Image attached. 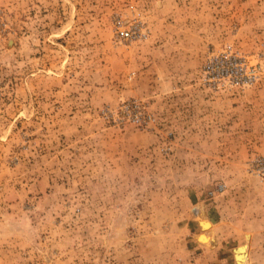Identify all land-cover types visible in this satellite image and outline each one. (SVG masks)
<instances>
[{
  "label": "rangeland",
  "instance_id": "obj_1",
  "mask_svg": "<svg viewBox=\"0 0 264 264\" xmlns=\"http://www.w3.org/2000/svg\"><path fill=\"white\" fill-rule=\"evenodd\" d=\"M227 46L253 80L215 90ZM240 251L264 264V0H0V264Z\"/></svg>",
  "mask_w": 264,
  "mask_h": 264
},
{
  "label": "built area",
  "instance_id": "obj_2",
  "mask_svg": "<svg viewBox=\"0 0 264 264\" xmlns=\"http://www.w3.org/2000/svg\"><path fill=\"white\" fill-rule=\"evenodd\" d=\"M116 35L124 41H136L144 39L147 36L146 28L140 19L132 18L126 24L119 21L116 26ZM235 59L231 54L230 48L227 46L221 51L212 53L204 63V72L207 75L206 85L212 89L230 88L232 86H247L253 80V75H242L237 79V74H240V66L229 67L228 61ZM137 113H140V105L134 103ZM138 114L134 115V120H140ZM147 120H150V115L146 114ZM139 123V122H138ZM220 189V186L218 187ZM218 190V189H217Z\"/></svg>",
  "mask_w": 264,
  "mask_h": 264
},
{
  "label": "bare ground",
  "instance_id": "obj_3",
  "mask_svg": "<svg viewBox=\"0 0 264 264\" xmlns=\"http://www.w3.org/2000/svg\"><path fill=\"white\" fill-rule=\"evenodd\" d=\"M196 209V214H197V219H198V224L200 225L199 227H203L201 233L198 235V239L200 241H204V239L208 238V226H211L210 221H207V218L203 215V206L198 204L195 206ZM196 237V236H195ZM239 256L237 257L235 264H245L246 258L243 253V251H240L237 253Z\"/></svg>",
  "mask_w": 264,
  "mask_h": 264
}]
</instances>
